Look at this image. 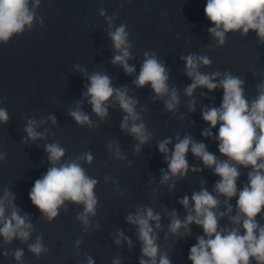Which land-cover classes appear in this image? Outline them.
<instances>
[{
	"label": "clouds",
	"instance_id": "1",
	"mask_svg": "<svg viewBox=\"0 0 264 264\" xmlns=\"http://www.w3.org/2000/svg\"><path fill=\"white\" fill-rule=\"evenodd\" d=\"M41 0H0V45H7L14 37L31 32L34 27L43 28L44 20L39 15ZM120 7H123L121 3ZM206 18L213 25L207 29L214 43L207 46L208 51H214L226 45L230 33H239L246 38L255 32L258 43L264 45V0H206L204 9ZM100 17L107 25L106 32L111 41L114 55L111 63L120 66L128 76H135L132 84L135 88L150 86L154 95L153 102L162 100L164 110L175 115L181 101L179 89L169 84V69L164 60L156 52L148 50L143 53V61L137 74L136 66L129 64L134 60V47L128 25H117L118 12L108 15L104 8L99 9ZM166 15L165 12L161 13ZM184 62L185 75L191 83L184 88V95L193 97L197 88H205L208 92L223 90V97L219 107L205 106L201 109L203 121L208 125L201 132L204 138H210L217 143L220 156L210 152L207 145L195 140L190 134L175 136L173 144L171 137L158 140L157 147L163 155L167 169L161 168L160 184L166 185L169 191L175 189L176 184L187 177L189 171H203L207 168L218 176L212 191L200 181V189L193 191L191 197L184 195L179 203L185 210L181 219L176 209L163 212L170 220L167 230L161 224L162 214L151 205H140L134 212L126 215V223L135 226V235L140 245L138 264H173L168 251H162L158 243L160 232L164 231V239L169 236L184 239L192 236L191 225L202 228L203 234L196 235V243L190 247L188 260L191 264H264V224L257 219L264 220V74L255 86L256 96L249 100L245 95V80L230 71L203 72L201 68L212 65L211 58L206 54L190 52L181 55ZM259 59V57H257ZM88 81L86 91L81 93L82 99L74 103V107L67 110V114L76 122L77 126H87L89 130L99 127L86 113L82 104L84 100L91 106L92 113L104 123L109 116L110 108H118L123 116L119 127L121 131L131 136L135 141L133 153L140 154L142 147L154 139V133L145 123L146 107L139 105V100L130 95L128 86L116 87L112 78L104 71L96 70L91 73L79 64L73 66ZM201 93V96H205ZM0 97V104L5 103ZM187 108L189 112L196 110L195 99H190ZM180 119H184L181 115ZM24 121L21 143H35L37 140H47L55 136L50 128L43 131L37 129L51 122L57 125L54 115L47 119H36L35 116H21ZM10 115L5 107H0V125H7ZM218 131L214 134L213 129ZM110 158L117 161L127 160L122 152L119 140L109 141L106 145ZM49 167L37 180L29 192L32 204L41 213L40 220L52 223L60 215L69 210V204L82 206L76 212L74 219L81 225L84 233L99 231L100 224L94 222L97 216L98 197L95 189L99 183L97 178L88 175L84 165L92 166L94 155L91 151H81L78 155L66 156V149L59 141L44 144ZM191 154L202 162L203 168L190 166L187 154ZM7 153L0 152V162L4 161ZM223 157V159L221 158ZM131 166V161H127ZM107 166V161L104 162ZM241 169H246L247 179L238 188V179L242 175ZM104 182L112 183L114 191L121 196L125 193L120 189L119 182L109 174L103 177ZM154 182L151 178L150 186ZM159 189H153L157 192ZM223 198V200H221ZM236 198L235 206L230 202ZM16 195L8 187L0 193V238L4 250L3 257H12L16 264H24V248L11 250L7 246L14 241L27 246V251L39 259L49 253L50 249L44 244L43 233H36V226L31 216L23 212L15 204ZM154 203V200L152 201ZM224 210H221V208ZM227 218L229 223L222 226L220 220ZM117 247L126 243L129 250L135 245L133 240L125 235L121 229L112 234ZM83 238L74 242L75 258H80V246ZM83 264H95L92 256L85 254ZM111 264H121V257L116 255Z\"/></svg>",
	"mask_w": 264,
	"mask_h": 264
}]
</instances>
